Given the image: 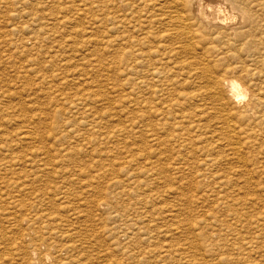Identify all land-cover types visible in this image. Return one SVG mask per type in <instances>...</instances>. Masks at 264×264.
<instances>
[{"label":"rangeland","instance_id":"1","mask_svg":"<svg viewBox=\"0 0 264 264\" xmlns=\"http://www.w3.org/2000/svg\"><path fill=\"white\" fill-rule=\"evenodd\" d=\"M90 1L0 0V264H264V121L232 120L238 167L225 100L195 76L205 58L264 114V0L232 45L198 33L155 94L135 78L153 61L104 56V0Z\"/></svg>","mask_w":264,"mask_h":264},{"label":"bare ground","instance_id":"2","mask_svg":"<svg viewBox=\"0 0 264 264\" xmlns=\"http://www.w3.org/2000/svg\"><path fill=\"white\" fill-rule=\"evenodd\" d=\"M262 3L263 0H257L254 5L251 0H104L101 7L104 20L103 54L127 56L135 67L141 68L148 60L153 61L144 71L137 70L135 78L139 85L145 83L146 89L149 83L150 94H155L153 82L160 81L163 76L177 77L179 71L191 66V63L186 61V55L196 52V46L199 44L198 33L210 34L212 40H223L225 44L232 45L237 38L250 33L257 22H260L255 19L254 13L263 6ZM250 8H253V13H250ZM45 18L48 17L43 19ZM49 38L48 36L47 39ZM204 61L205 58L198 63L200 67L195 76H202L208 81L207 95L212 100H225L221 114L222 130L226 136H231V141L226 146L237 166L242 167L244 162L240 155L243 148L236 138L237 128L232 120L240 118L241 121L245 119L252 123L264 121V114L256 110L263 100L259 94L246 99L247 90L231 74H227L222 81H212L205 75L207 70ZM114 62L111 63L117 64ZM234 104L240 106L234 114L225 111L228 106H231V110L234 109ZM179 119L185 120L183 117ZM223 133L220 132L219 135L224 136ZM72 134L71 130H67L60 139L70 138ZM145 134L148 135V132ZM20 137L25 138L24 135ZM148 137L153 140L152 135ZM34 139L36 140L30 137L31 141ZM217 143L222 144L220 140ZM13 160L18 161L14 158ZM216 163V160L206 161L203 165L208 169L204 175L221 186L224 184L219 181L221 176L212 172ZM50 247L54 246L51 244ZM60 247L68 251L69 244ZM57 252L55 250V253Z\"/></svg>","mask_w":264,"mask_h":264}]
</instances>
